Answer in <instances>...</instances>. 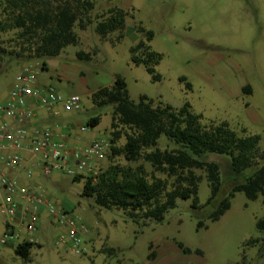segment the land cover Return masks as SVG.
I'll return each mask as SVG.
<instances>
[{
	"label": "rangeland",
	"instance_id": "374dc122",
	"mask_svg": "<svg viewBox=\"0 0 264 264\" xmlns=\"http://www.w3.org/2000/svg\"><path fill=\"white\" fill-rule=\"evenodd\" d=\"M97 4L93 17L118 7L128 12L125 37L120 44L112 41L118 34L101 39L95 25L86 30L75 27L79 36L77 46L66 48L57 58L32 60L7 56L0 65V101L7 97L22 68L27 64L39 67L42 83L50 84L61 94L77 93L82 97L78 112L62 111L59 123L70 134L68 145L84 148L95 140H110L112 107L97 108L91 96L100 88L111 87L117 76L125 79L131 99L138 103L146 96L155 104L175 109L189 103L203 123L229 124L242 135L261 137L264 151V3L262 0H93ZM141 25L154 33L152 51L162 55L156 72L160 82H153L146 68L135 66L130 49L144 40L136 32ZM16 31L1 36L8 50H16ZM43 63L46 69L42 70ZM184 78V81L181 79ZM187 83L191 90L187 89ZM247 86L253 94H245ZM100 116L96 128L86 127L89 119ZM86 130H82L83 127ZM125 137L116 144L124 146ZM159 148L176 149L166 137ZM201 160L220 166L221 192L215 205L229 193L236 182L250 177V170L239 179L234 175L231 157L205 153ZM123 156L109 152L97 168L100 172L111 166L137 167ZM148 172L151 168L145 164ZM199 186V201L206 204L210 188L204 172ZM43 189L52 197L59 211L70 213L80 225L85 255H77L69 247L56 246L59 236L66 233L54 218L46 221L34 238L42 247H33L28 261L15 254L18 241L0 246V264H264V235L256 228L264 216L262 197L250 201L237 193L231 209L217 222L206 221L214 207L202 211L192 208L191 200H179L163 223L147 222L140 227L120 209L106 210L93 198L82 196L85 181L73 182L69 177L54 174L49 178L37 176ZM205 220L206 227L198 229ZM5 232L4 216L0 214V239ZM259 240L254 246L244 244ZM178 243L192 251L185 254ZM153 246V250L150 246ZM108 250H113L114 254ZM201 251L202 255L196 253ZM155 252V258H149Z\"/></svg>",
	"mask_w": 264,
	"mask_h": 264
},
{
	"label": "trees",
	"instance_id": "16d2710c",
	"mask_svg": "<svg viewBox=\"0 0 264 264\" xmlns=\"http://www.w3.org/2000/svg\"><path fill=\"white\" fill-rule=\"evenodd\" d=\"M96 8L93 0H0V65L7 56L23 58L27 62L59 57L66 48L78 45L75 27L84 31L95 25V32L101 39L118 34L112 44H120L125 37L128 12L112 7L94 18ZM10 31L17 33L18 45L12 51L4 46L1 38ZM136 32L145 39L130 49L131 61L135 66L143 65L153 82H160L156 67L163 57L151 49L154 33L141 25L136 27ZM45 69L46 63H43L42 70ZM186 87L191 90L190 84ZM243 92L250 95L252 89L247 86ZM91 99L97 108H113L112 154L123 156L130 164L142 162L137 167L111 166L98 174L96 182L91 177L72 179L75 183L85 181L82 196L93 198L100 208L123 210L134 223L144 227L149 221L163 223L166 214L176 208L179 200H191L192 208L198 211L213 206V211L206 217L210 222L219 221L231 209V201L237 193H243L250 201L262 197L264 205V151L260 147V136L246 135L245 130L240 135L226 122L204 124L202 115L195 114L189 103L175 109L162 103L156 105L146 96L136 103L121 76L116 77L111 87L93 93ZM100 122V116L92 117L86 126L96 128ZM163 136L178 148H159ZM122 137L126 142L117 148ZM205 153L231 157L232 171L239 179L254 170L243 182H236L217 206L215 203L222 187L220 166L201 160ZM145 164L150 166V172ZM197 171L205 173L210 188V197L204 205L199 201L203 178ZM205 227V220H200L197 228ZM256 228L264 235V216L257 221ZM257 243L258 239L244 245ZM35 246L40 248L39 244L25 242L14 251L28 261ZM178 247L185 254L192 253L180 243ZM150 249L153 250L152 245ZM108 252L114 254L113 250ZM196 253L202 255L201 251ZM155 256L152 252L149 258ZM245 258L243 253L240 264H245Z\"/></svg>",
	"mask_w": 264,
	"mask_h": 264
},
{
	"label": "built area",
	"instance_id": "2783aa9c",
	"mask_svg": "<svg viewBox=\"0 0 264 264\" xmlns=\"http://www.w3.org/2000/svg\"><path fill=\"white\" fill-rule=\"evenodd\" d=\"M39 69L25 65L7 97L0 101V214L5 224L0 246L16 241L18 245L40 244L33 236L49 220L66 228L56 246L85 255L81 233L88 229L70 213L58 210L37 176L49 178L57 173L71 179L91 177L96 182L100 173L96 161L111 152L112 144L103 139L80 149L68 145L67 128L57 121L62 111H80L82 97L77 93L63 95L49 83H42ZM42 116L52 124L39 122Z\"/></svg>",
	"mask_w": 264,
	"mask_h": 264
},
{
	"label": "crops",
	"instance_id": "0c3cea01",
	"mask_svg": "<svg viewBox=\"0 0 264 264\" xmlns=\"http://www.w3.org/2000/svg\"><path fill=\"white\" fill-rule=\"evenodd\" d=\"M252 94H253V91H252ZM8 95V94H7ZM39 122H43L44 124H47V125H50V124H52V122L51 121H49V120H47L45 117H41L40 119H39ZM58 123H59V121H57ZM69 137H70V134L68 133V141H69ZM96 165H98V162L96 161ZM40 247H42V246H40Z\"/></svg>",
	"mask_w": 264,
	"mask_h": 264
}]
</instances>
